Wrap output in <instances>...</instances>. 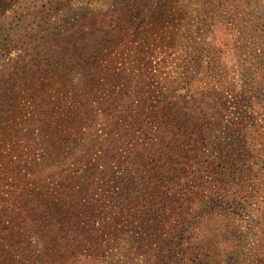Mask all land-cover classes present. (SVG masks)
<instances>
[{"label": "trees", "instance_id": "16d2710c", "mask_svg": "<svg viewBox=\"0 0 264 264\" xmlns=\"http://www.w3.org/2000/svg\"><path fill=\"white\" fill-rule=\"evenodd\" d=\"M21 1L0 0L1 46L26 49L0 73V264H229L245 244L264 264V132L236 110L264 101V32L241 27L258 5L85 0L34 24ZM216 13L253 54L245 86L184 21Z\"/></svg>", "mask_w": 264, "mask_h": 264}, {"label": "rangeland", "instance_id": "374dc122", "mask_svg": "<svg viewBox=\"0 0 264 264\" xmlns=\"http://www.w3.org/2000/svg\"><path fill=\"white\" fill-rule=\"evenodd\" d=\"M61 1H67V6L69 7V9L63 7ZM84 1L85 0H26L21 1V3L19 4V11L24 13L27 12L28 15L26 22L33 21L34 24H38L39 18L48 12L50 13V15H54L50 18V21H53V19L57 17V14H60L59 17L65 18L66 21H69V16H71L72 11H74L73 8H76L78 5L84 4ZM263 2L264 0H252L251 7L258 5V8H262ZM49 7H52L53 9L49 11ZM258 8L257 11L259 12V14L253 15L252 17H249L247 19L248 23L254 22L255 24H257V26L253 24L250 27L244 28L246 24H243L241 25L242 29H251L254 27L264 32V11H260L258 10ZM33 9L40 11L38 13H29ZM196 10H199V8L197 7ZM242 12L245 13V16L250 13V11L248 10H243ZM95 13V17H86L89 22L85 24L86 26H84V28L78 27L74 30L75 35L79 37L80 41H82L81 38L85 36L86 30H89L91 28L95 29L96 26H94L92 23H96L97 21L101 20V16L103 15L104 11H101L99 13L95 11ZM73 17L77 18V15H73ZM236 20L237 19L233 17L232 14L225 15L221 13L214 14L213 18H209V15L206 16L205 14L191 15L190 21L188 18H184V21L190 22L191 27L198 34H200L205 43L213 47V51L215 52V54H218L219 60H221L219 66V74L226 75L234 73L235 77H245L242 83L243 86H245L250 82V78L248 77L256 75L257 72L252 71L253 68L250 64L253 63V54L246 53L245 49L243 48H234L237 35L242 31L241 28L235 25L234 21ZM237 28L238 33L236 32ZM100 29L102 30L96 32V34L101 36L106 27H100ZM86 38L87 37L85 36L84 39L86 40ZM7 47H2L0 44V73L2 75H4V73H7L8 71L10 72L14 68L11 63H13L18 57H25L24 54L26 49L21 44H14V46H12L10 49H7ZM210 57H212L211 54ZM206 59H208L206 56L202 57V61H205ZM48 65H50L49 68H56V66L52 63H48ZM262 74H264V71L262 72ZM54 88L55 86H52L47 90V92L51 93L52 91H54ZM248 88L249 87H246V89ZM246 95L248 97L239 99L236 110L242 113L249 112V114L253 116V120L248 128H257L259 131L264 132V101L262 100L261 96H256V93L250 92L248 90L246 92ZM227 99L228 95L225 101H227ZM232 101L233 99H231L230 104H233ZM224 113L225 114H223L222 123L227 124L226 117H230L231 114H228L226 111ZM24 128L30 129L31 126H24ZM223 131L224 129L220 128L218 131H216V135L218 137L222 136ZM259 134L261 135L262 132ZM92 137L94 141L96 139L102 141L104 137L103 130L97 129ZM34 151L36 152L34 154L40 156L39 149L35 148L33 149V152ZM55 170H57L56 167ZM114 170L116 171V168ZM247 253L248 244H245L241 253H239L236 257H231L229 264H243V262L246 261L245 256L247 255Z\"/></svg>", "mask_w": 264, "mask_h": 264}]
</instances>
